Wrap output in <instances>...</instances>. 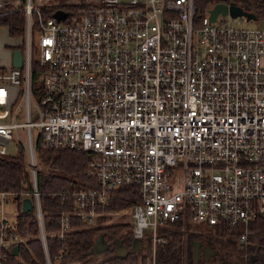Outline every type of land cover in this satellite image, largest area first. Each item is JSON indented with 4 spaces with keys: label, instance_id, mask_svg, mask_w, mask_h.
<instances>
[{
    "label": "built area",
    "instance_id": "obj_1",
    "mask_svg": "<svg viewBox=\"0 0 264 264\" xmlns=\"http://www.w3.org/2000/svg\"><path fill=\"white\" fill-rule=\"evenodd\" d=\"M32 9L27 0L23 67L0 66V154L9 155L17 137L34 186L33 197L0 190V264L10 255L26 263L20 250L30 236L17 219L25 197L52 264L39 147L90 154L93 183L53 192L64 198L53 234L65 237L74 217L89 227L102 215L128 213L142 248H129L135 257L127 264H158L160 231L176 222L184 233L228 226L247 246L252 222L264 218V25L220 13L211 20L210 12L196 23L195 0H85L63 18L38 11L34 89ZM125 186L138 189L137 200L103 210ZM9 201L17 202L15 220L5 212Z\"/></svg>",
    "mask_w": 264,
    "mask_h": 264
},
{
    "label": "trees",
    "instance_id": "obj_2",
    "mask_svg": "<svg viewBox=\"0 0 264 264\" xmlns=\"http://www.w3.org/2000/svg\"><path fill=\"white\" fill-rule=\"evenodd\" d=\"M7 4L0 8V26L5 25L13 37L24 38L21 47L25 50L27 17V0H6ZM217 2L237 4L250 18H264V0H195V22L206 15L205 10ZM82 2L67 4L62 2L59 6L41 5L31 11V39H32V84L34 89L39 83L41 66L35 56L38 51L34 41V33L39 30L38 11L44 18L54 16L58 9L70 11L76 9ZM70 12H74L70 11ZM42 168L37 170L38 189L40 192L43 210V222L47 238L48 251L52 264H127L133 259L135 253L127 256L117 254L115 240L121 239L128 248L133 243L131 223L129 221L106 222V215L99 217L100 223L85 226L84 221L74 217L72 224L77 226L65 237L53 234L59 227L58 210L64 208V198L53 195V192L67 187H84L91 185L93 180L87 173L90 154L88 151L73 147L42 148L37 150ZM43 164H46L44 166ZM12 190L20 193L27 191V196L33 197V181L27 167V157L22 147L20 155L0 154V190ZM136 187H121L112 196L110 203L103 210H112L131 205L137 200ZM66 207V206H65ZM102 209V207H99ZM18 227L21 233L30 236L27 243L21 246L20 253L26 263H22L10 255L7 264H47L44 245L39 231L36 215L32 211L21 212L18 217ZM106 222V223H105ZM79 226V227H78ZM254 230L247 246H241L234 239L235 230L228 226H216L202 232L190 231L187 233L179 229L178 222L168 228H163L160 234L166 238L157 246L158 264H195L193 243L201 240L206 233L213 237L218 253L209 259L201 257L198 264H264V218L252 222ZM104 235L106 248L100 255L95 245L100 235ZM247 254V256H245Z\"/></svg>",
    "mask_w": 264,
    "mask_h": 264
},
{
    "label": "rangeland",
    "instance_id": "obj_3",
    "mask_svg": "<svg viewBox=\"0 0 264 264\" xmlns=\"http://www.w3.org/2000/svg\"><path fill=\"white\" fill-rule=\"evenodd\" d=\"M31 1H32L33 7H40L41 5H51V4L54 6H59L62 4V2H65L67 4H72V3H77V2L79 3L85 0H31ZM210 8L211 6H209V8L205 10V13H208ZM73 10H70V11H73ZM223 18H231L234 23L242 24L244 26H263L264 25V18L254 19V18L248 17L247 14L234 17L230 13H227L225 15L220 13L219 19H223ZM38 34H39V31L36 30L34 33L35 43L38 41ZM23 42H24V38L16 37V36L12 37L9 34L8 29L5 25L0 26V66L9 68L12 65V58H13V52H14V48L12 45H21ZM35 56H38V51H36ZM40 83H41V80L39 77V84ZM32 113L33 115H35L36 113L34 106L32 107ZM6 147H7V152L9 155L17 156V155H20L21 153V148L20 146H18V143H17V137L10 139ZM38 163H40V161ZM43 165L46 166V164H43ZM4 208H5V212L10 215L11 219L15 220L17 210H18L17 202L9 201L5 204ZM115 221H130V214L116 213V214L106 215V222L112 223ZM98 223H100L99 218L97 219V222L96 224H94V226L97 225ZM102 251L98 250V253L101 255Z\"/></svg>",
    "mask_w": 264,
    "mask_h": 264
},
{
    "label": "water",
    "instance_id": "obj_4",
    "mask_svg": "<svg viewBox=\"0 0 264 264\" xmlns=\"http://www.w3.org/2000/svg\"><path fill=\"white\" fill-rule=\"evenodd\" d=\"M210 19L211 20H216L217 16L219 13H222L223 15L230 13L232 16H240L243 14H247L245 11H243L237 4L235 3H227V2H217L215 3L210 9ZM65 10L63 9H58L55 13L54 16L57 18H63L65 16ZM248 15V14H247ZM248 17H250L248 15ZM252 18L256 19V16L253 15ZM12 65L16 67H23L24 65V51L21 47H17L14 49L13 52V58H12ZM33 209V203L31 197H25L23 199V211H32ZM116 247H117V254L126 256L129 252L130 249L125 246L122 243L121 239H116L115 240ZM201 241L195 240L193 243V252H194V260L195 264H198L199 259L201 256L204 259H209L212 255H215L218 253V249L214 248L213 246L207 244L203 245ZM107 246V242L104 238V235H100V237L97 239L96 242V249L97 250H104ZM132 250H137L142 248V240L141 238H135L132 246ZM19 250V245L14 246V253H17Z\"/></svg>",
    "mask_w": 264,
    "mask_h": 264
},
{
    "label": "flooded vegetation",
    "instance_id": "obj_5",
    "mask_svg": "<svg viewBox=\"0 0 264 264\" xmlns=\"http://www.w3.org/2000/svg\"><path fill=\"white\" fill-rule=\"evenodd\" d=\"M201 240H203L204 244H209V245H211V246H213L214 248L217 249L216 243H215L213 237L210 234H206Z\"/></svg>",
    "mask_w": 264,
    "mask_h": 264
},
{
    "label": "crops",
    "instance_id": "obj_6",
    "mask_svg": "<svg viewBox=\"0 0 264 264\" xmlns=\"http://www.w3.org/2000/svg\"><path fill=\"white\" fill-rule=\"evenodd\" d=\"M205 229H206V228H205ZM205 229H204V230H205Z\"/></svg>",
    "mask_w": 264,
    "mask_h": 264
}]
</instances>
